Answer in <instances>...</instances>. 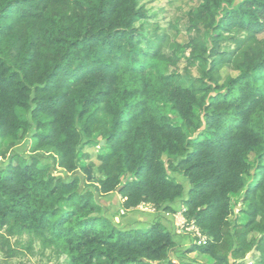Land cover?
<instances>
[{"label":"trees","instance_id":"obj_1","mask_svg":"<svg viewBox=\"0 0 264 264\" xmlns=\"http://www.w3.org/2000/svg\"><path fill=\"white\" fill-rule=\"evenodd\" d=\"M199 2L171 27L184 47L143 37L140 0H0V156L33 130L31 157L9 154L0 169L4 258L25 237L26 250L39 242L68 264H200L169 259L176 235L159 221L120 230L95 201L117 193L124 211L172 214L184 188L166 156L189 184L182 217L205 238L185 253L264 264V0ZM223 68L237 75L221 82ZM87 146L100 148L97 166ZM239 193L245 221L231 224Z\"/></svg>","mask_w":264,"mask_h":264},{"label":"rangeland","instance_id":"obj_2","mask_svg":"<svg viewBox=\"0 0 264 264\" xmlns=\"http://www.w3.org/2000/svg\"><path fill=\"white\" fill-rule=\"evenodd\" d=\"M139 4L141 7H143L147 15V18L145 20L137 23V25L142 26L143 37L145 39H151L156 34H162L164 32L169 38V42L171 45L178 44V45L185 47L188 40H187V36L184 33V31L179 30L178 32H175L173 28L171 27L173 26V27H177L178 29H181V24L184 22L186 13L191 8L197 7L200 4L199 0H140ZM204 36L205 38H207L206 34H204ZM262 37H264V34L262 35ZM165 51L167 52V49ZM188 52L189 51L187 49L182 47L181 53L184 56H187ZM183 68H184V64L179 63L178 70L182 71ZM187 71L192 76L198 75L197 69L194 67H189ZM236 75L237 73L230 71L227 68H223L220 70L221 82L224 81L227 77H235ZM169 107L170 106H166L164 108L166 109L167 116L170 119V121L174 122L176 121V119H175L174 113L169 111ZM185 131L189 137H195L199 133V131H201V129L196 133L193 132L192 130H187V129ZM32 133H33V130L29 135L26 136V138L23 141H20L12 150L8 152L6 158H3L2 156H0V169H3L7 165L8 163L7 157H9V154H13V155L18 154V155L24 156L27 159L31 157L29 153V148H30V136ZM85 153L89 155V159H88L89 162L94 163L95 166L99 164L95 159L96 155L101 153V150L99 147L87 146L82 150V154H85ZM35 156L38 158L40 166L50 167L51 173L53 175L62 176L65 180H69L72 178V175H66L65 173L58 172V169H55L53 162H52V156L50 154L38 152L35 154ZM249 159H250L249 161L252 162L253 156H250ZM162 160L166 165L168 175L174 178L184 188L182 198L177 199L175 201V205H171V206L168 205V207L172 209L173 213L169 214V213H165L164 211H162L166 215L173 216L171 218L173 219V223L168 222L167 224L168 229L173 234H175L176 237H180L182 240L181 242L185 243L184 246H183V243L182 244L178 243L177 247L173 249L171 253L169 254V259L180 261L183 258V260L193 261L194 259L191 258L190 256L191 254H186L185 252L191 247V245L196 243L197 236L196 234H194L192 230H188V231L184 230L185 229L183 228L184 224L181 219V214L184 211L182 202L188 198L189 184L187 180L183 178L180 174L173 173L167 167L168 159L166 156H163ZM80 179H81V176H80ZM86 191L93 192L94 190L91 186H88L83 181H81L80 186H79V192L84 193ZM242 194L243 193L231 195V204L233 208L232 215L229 218V221L231 222V224L242 223L245 221V217L241 213V210L245 208V205L242 201ZM119 197H117L116 194H113L110 196L107 195V197L103 196V199H101L95 194V201L102 208L105 207L106 209L105 213H103V209H102V212H101L102 215L108 214V216L111 217L112 219H114V217H117V220L121 221L120 219L124 217L123 215L125 214V211L121 210L122 199L121 197L119 199ZM156 221H160V220L157 219ZM154 222H152V224ZM115 223H118V222H115ZM119 225L121 226V224ZM187 228H190V225H188ZM9 245L16 252V256L11 259H7V258H4V255L0 254V261L5 259L7 264H68L66 262V259L63 256H57L53 251H51L50 248L44 249L39 242L34 243L32 248L29 251L26 250L25 249V245H26L25 237L21 239L18 244H16L15 239H9ZM185 254L187 255V257H185ZM251 254H255V251H252ZM249 258H250V255H248L245 258V261L242 263L247 262ZM201 259L202 258L200 257L195 260L200 262ZM202 262H204L203 264H211L210 261L207 260V258H206V261L203 260Z\"/></svg>","mask_w":264,"mask_h":264},{"label":"crops","instance_id":"obj_3","mask_svg":"<svg viewBox=\"0 0 264 264\" xmlns=\"http://www.w3.org/2000/svg\"><path fill=\"white\" fill-rule=\"evenodd\" d=\"M58 172L64 173L61 170H58ZM113 194H116L117 197H119V195L117 193H112V194H109L108 196L113 195ZM100 198L103 199V197H100ZM119 199H120V197H119ZM175 201L172 204H169V206L175 205ZM102 209H103V213H105L106 212L105 207ZM162 211H163V209L154 210L150 206L142 205V206H140V207H138L132 211H125V214L123 215L124 217L120 219L121 221L117 220V217H114V219H112L111 217L108 216V214H103V215L107 219H109L112 222V224L115 225L120 230L144 229V228H147L150 224H152V222H154V221L156 222L157 219H159L160 220L159 222L168 229L167 224H168V222L173 223V219H171L173 216L172 215H166ZM115 222H118V223H115ZM119 224H121V226ZM181 241L182 240L180 237H175L176 244H178V243L182 244L183 243V246H184L185 243L181 242ZM190 256L192 259H194V261H196L195 259L200 258L196 253H191ZM185 257H187V255H185ZM201 258L202 259L200 262L199 261H196V262L203 264L204 262H202V261L203 260L206 261V258L205 257H201ZM185 261H187V260H185Z\"/></svg>","mask_w":264,"mask_h":264},{"label":"built area","instance_id":"obj_4","mask_svg":"<svg viewBox=\"0 0 264 264\" xmlns=\"http://www.w3.org/2000/svg\"><path fill=\"white\" fill-rule=\"evenodd\" d=\"M181 219H182V222L184 224V227L185 228L184 230H192L194 232V234H196L197 236V241H196V244L198 245H203L205 243V238L200 234V232L198 231V229L193 225V223L190 224V228H187L188 225L186 223V221L184 220V218L182 217V214H181ZM195 236V237H196Z\"/></svg>","mask_w":264,"mask_h":264},{"label":"water","instance_id":"obj_5","mask_svg":"<svg viewBox=\"0 0 264 264\" xmlns=\"http://www.w3.org/2000/svg\"><path fill=\"white\" fill-rule=\"evenodd\" d=\"M103 144V142H101V145ZM252 251H254V250H252Z\"/></svg>","mask_w":264,"mask_h":264}]
</instances>
